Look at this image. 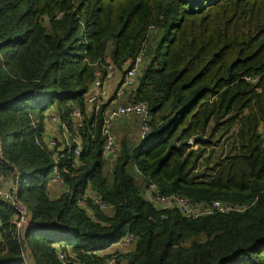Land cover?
<instances>
[{
  "label": "trees",
  "instance_id": "trees-1",
  "mask_svg": "<svg viewBox=\"0 0 264 264\" xmlns=\"http://www.w3.org/2000/svg\"><path fill=\"white\" fill-rule=\"evenodd\" d=\"M152 34L159 40L146 50ZM141 54L122 103L146 104L152 131L132 139L125 126L107 158L101 123L111 102L81 130L71 116L85 112L104 65L118 70V90ZM51 113L70 135L60 195L49 182L54 152L37 143ZM262 130L264 0H0V174L13 181L18 170L29 212L23 245L20 216L0 200V264H61L58 246L81 264H264ZM197 135L210 141L192 145ZM223 136L229 152L214 157ZM151 185L191 205L244 211L189 219L156 209L145 198ZM127 233L136 237L131 248L100 255Z\"/></svg>",
  "mask_w": 264,
  "mask_h": 264
},
{
  "label": "built area",
  "instance_id": "built-area-1",
  "mask_svg": "<svg viewBox=\"0 0 264 264\" xmlns=\"http://www.w3.org/2000/svg\"><path fill=\"white\" fill-rule=\"evenodd\" d=\"M144 57L141 54L135 61L133 67L129 70V72L124 77L123 84L121 86L125 88H131L135 85L136 79L140 74V70L143 67ZM103 75L97 78L90 87V92L86 97L85 101V112H82L80 109H75L72 113L73 120V128L77 130H81L84 127L85 117L98 116L102 110L104 111V106L109 103V97H107V93L105 87L107 84L117 80L119 78V72L116 67L108 62V64L103 67ZM120 90V89H119ZM120 92V91H119ZM119 95V94H118ZM137 118V126L139 135L142 139H146L152 131V127L149 124V107L144 104H123V106H118L115 108H110L105 110L104 118L101 123V134L105 138V148L104 155L107 157L108 154L114 152V149L117 147L116 145V137H115V124L124 118ZM46 128L47 133L42 138V141H37L39 145L43 144L47 149L54 152V168L52 170L50 176V183H54L59 186H63L64 182L59 169V159L61 157V153L65 151L70 139V135L68 129L64 124L60 123L58 116L54 113H51L46 120ZM63 130L61 133L60 131ZM264 133V130H262ZM42 142V143H41ZM193 145L194 143L190 141ZM74 152L76 156L80 155L81 152V142L77 139L75 140ZM0 158H2V148L0 141ZM14 180H13V188L11 190L5 189V180L4 175L0 174V200L10 204L14 211L18 213L20 216L17 227L19 228V232L22 235L29 224V212L27 207L21 202L17 196L18 192V178L19 172L17 169L13 170ZM145 198L151 201V203L156 207V209L162 208H171L179 212L180 215H183L189 219H199L201 217H209L215 216L217 214H229L235 212H243L244 208L241 206L235 205L232 206L230 204H225L220 201L213 202L209 205H191L189 201L183 197L176 196H165L161 195V193L157 190L156 186L151 185L147 188ZM92 202L94 207H96L99 211L103 213H108L111 209L109 205L105 204L102 200H100L97 196L92 197ZM79 206L89 213L91 218H95L93 210L91 208H87L84 202H80ZM2 227V221L0 220V228ZM136 241V237L127 233L126 236L115 244L112 248L116 250V248L120 250H127L131 248ZM115 248V249H114ZM109 250V252H100V255H107L108 253H112L113 250ZM57 255L61 264H81L76 259H70L69 255L65 254L61 251L60 247H56ZM27 256V255H25ZM27 258V259H26ZM25 259L28 261V256ZM116 259H110L107 264H115ZM104 264V263H103Z\"/></svg>",
  "mask_w": 264,
  "mask_h": 264
},
{
  "label": "rangeland",
  "instance_id": "rangeland-1",
  "mask_svg": "<svg viewBox=\"0 0 264 264\" xmlns=\"http://www.w3.org/2000/svg\"><path fill=\"white\" fill-rule=\"evenodd\" d=\"M159 40V35H154L152 34L150 36V39H149V42L147 43L145 49L147 50H151L153 49L156 45H157V42ZM109 60V59H108ZM118 80V79H117ZM114 82V81H113ZM118 84H119V81H118ZM118 84L116 85V87L111 91L110 95H109V100L111 102V106L110 108H115V107H118V106H121L123 105V101L124 99L126 98V93H127V89L128 88H125V87H122V89L120 88V90L118 88ZM120 91V92H119ZM119 94V95H118ZM116 97V99H113L111 100L113 97ZM135 120H126V122L124 124H122L123 126V129L122 131L123 134L125 133V126H127V133L129 135V137L131 136L130 134H132V139H138L137 135L136 134H139V131H138V127H137V122L135 123L134 122ZM120 133L116 132L115 134V137H116V143L119 141V139L122 137V133H121V130H119ZM115 132V130H114ZM125 135V134H124ZM139 136V135H138ZM215 146H214V157H224L225 155L228 154L229 152V145L232 143V139L228 140V137L227 136H223V137H220V138H216L215 140ZM197 148H194V150H196ZM7 176V175H6ZM4 175V180H11L12 177H10L9 175L6 177ZM115 249V248H114ZM113 250V249H112Z\"/></svg>",
  "mask_w": 264,
  "mask_h": 264
},
{
  "label": "crops",
  "instance_id": "crops-1",
  "mask_svg": "<svg viewBox=\"0 0 264 264\" xmlns=\"http://www.w3.org/2000/svg\"><path fill=\"white\" fill-rule=\"evenodd\" d=\"M118 81H119V78H118V80H115L114 82H111V83L106 85L105 90H107L106 91L107 97H109L111 91L116 87V85L118 84ZM109 102H110V100H109ZM126 120H134V119L124 118L123 120L117 122L115 124V134H116V132H117V134H118V132L120 133L119 130H121V133H122V129H123L122 124H124L126 122ZM130 135H131L130 138H132V134H130ZM136 135H139V134H136ZM137 137L142 140L140 135ZM13 186H14V184H13L12 180H9V181L5 180V189H7V190L12 189ZM51 186H52L51 187L52 195L53 194L54 195H60V194H63L67 191L66 187H64V186H59V185H56L54 183H51ZM94 196H95L94 194H91V197H94ZM22 236L24 237V234Z\"/></svg>",
  "mask_w": 264,
  "mask_h": 264
},
{
  "label": "water",
  "instance_id": "water-1",
  "mask_svg": "<svg viewBox=\"0 0 264 264\" xmlns=\"http://www.w3.org/2000/svg\"><path fill=\"white\" fill-rule=\"evenodd\" d=\"M197 141H203V142H209L210 138L209 137H204L203 135H197V137H194L192 139V142L195 144ZM114 156V152L110 153L107 155V158H112ZM23 238V236H22ZM22 244L25 245V238L22 239Z\"/></svg>",
  "mask_w": 264,
  "mask_h": 264
}]
</instances>
